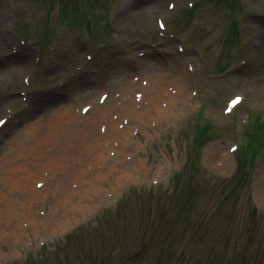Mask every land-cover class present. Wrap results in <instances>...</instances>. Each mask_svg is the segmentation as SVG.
<instances>
[{
  "label": "rangeland",
  "instance_id": "374dc122",
  "mask_svg": "<svg viewBox=\"0 0 264 264\" xmlns=\"http://www.w3.org/2000/svg\"><path fill=\"white\" fill-rule=\"evenodd\" d=\"M197 1L0 0V264H264V0Z\"/></svg>",
  "mask_w": 264,
  "mask_h": 264
},
{
  "label": "bare ground",
  "instance_id": "6f19581e",
  "mask_svg": "<svg viewBox=\"0 0 264 264\" xmlns=\"http://www.w3.org/2000/svg\"><path fill=\"white\" fill-rule=\"evenodd\" d=\"M138 15H139L138 13H136V12L134 13V16H138ZM1 42H3V37H0V43H1ZM21 59H22V56H19V57L14 61V65H15V64H18V63L21 61ZM110 64H113V65H114V64H116V63L113 62V61H111ZM151 86H152V85H151ZM151 86H150V87H151ZM135 105H136V104H135ZM128 106H129V105H127V107H128Z\"/></svg>",
  "mask_w": 264,
  "mask_h": 264
},
{
  "label": "trees",
  "instance_id": "16d2710c",
  "mask_svg": "<svg viewBox=\"0 0 264 264\" xmlns=\"http://www.w3.org/2000/svg\"><path fill=\"white\" fill-rule=\"evenodd\" d=\"M241 166L242 165L240 164L239 167L241 168ZM243 179H244V176L239 179V182H241Z\"/></svg>",
  "mask_w": 264,
  "mask_h": 264
},
{
  "label": "snow or ice",
  "instance_id": "6c2138e0",
  "mask_svg": "<svg viewBox=\"0 0 264 264\" xmlns=\"http://www.w3.org/2000/svg\"><path fill=\"white\" fill-rule=\"evenodd\" d=\"M3 123H4V121L0 120V124H3Z\"/></svg>",
  "mask_w": 264,
  "mask_h": 264
}]
</instances>
